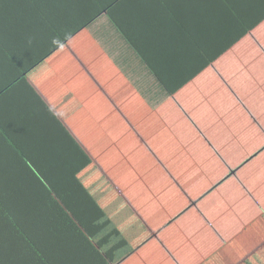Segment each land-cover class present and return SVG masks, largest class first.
<instances>
[{"label": "crops", "instance_id": "1", "mask_svg": "<svg viewBox=\"0 0 264 264\" xmlns=\"http://www.w3.org/2000/svg\"><path fill=\"white\" fill-rule=\"evenodd\" d=\"M200 1L221 24L264 14V0ZM130 2L138 9L131 35L175 59L162 55L160 23L167 9L196 0ZM230 10H241L240 19ZM255 24L180 87L172 77L190 73L192 60L178 62L188 60L184 74L161 65L173 67L168 88L102 13L4 90L0 264H259L263 199L249 191L258 207L249 217L225 199L210 203L219 179L264 150V18ZM235 116L263 135L250 139L238 124L226 140ZM227 147L235 159L225 157ZM207 152L225 166L214 179L202 176ZM160 170L173 180L165 188Z\"/></svg>", "mask_w": 264, "mask_h": 264}, {"label": "trees", "instance_id": "2", "mask_svg": "<svg viewBox=\"0 0 264 264\" xmlns=\"http://www.w3.org/2000/svg\"><path fill=\"white\" fill-rule=\"evenodd\" d=\"M185 1L189 3V0ZM201 2L196 0L190 9L174 7L165 11L166 22L160 23V34L165 36L160 42L164 49L162 55L166 53L175 58L167 60L155 50L157 43L151 42L153 40H138V36L131 35L135 28L133 24L138 23L135 19L133 23L131 17L137 14L138 9L130 6V0H0V94L16 82H25L33 68L86 30L102 13L119 26L159 82L171 88L173 79L180 87L264 18L262 14L254 21L255 16H252V20L244 22L237 15L241 10H230V18L240 20L221 24L208 18L211 11L202 7ZM181 58L192 60L190 73L182 79H171L169 72L173 67L162 69L161 65H189L187 59L178 63ZM186 70L188 67L183 68L180 74ZM174 71L178 72L179 78L178 67ZM256 260L264 264V258H257V254Z\"/></svg>", "mask_w": 264, "mask_h": 264}, {"label": "rangeland", "instance_id": "3", "mask_svg": "<svg viewBox=\"0 0 264 264\" xmlns=\"http://www.w3.org/2000/svg\"><path fill=\"white\" fill-rule=\"evenodd\" d=\"M114 52L116 56L119 55L118 50H115ZM230 124L232 127L230 128L229 135L226 138V140L229 139L230 136L233 137V134L231 132L235 131L233 127L238 124H242L246 126L245 127L246 134L250 137V139L252 138L257 139L258 137L263 135L261 130L252 132V128L254 127V125L246 117L239 116L237 119L235 116L232 119H230ZM204 151H205L204 148L199 150V152H203V153ZM235 153L236 151L234 149L227 147L225 151V157L229 159H235L237 157ZM212 155H210L207 152V155L205 156L207 158V162L205 163L204 169L202 170V176H208L209 179H214L216 176L226 171L224 169L225 166H223V164L219 161L217 156H215L214 154ZM151 172L154 177L159 179L158 170L156 171L151 170ZM227 174L224 175V177L226 178L224 179L221 178L218 180V182L221 181V183L222 182L223 183L217 188L216 191L211 193L210 203H213L214 201L217 200L225 199L226 205L230 208L231 211L240 213L242 216L245 217L254 215L258 207H255V205L253 204V201L250 198L251 193L253 194L254 197L260 200L262 198L264 201V150L256 157L254 156L248 162H245L239 168L238 172L235 175L232 176L228 174L227 176ZM183 176H185V173H183ZM171 182L173 183V180H169L167 174H165V172H162L160 170V186H163L161 188H165V185H169ZM186 182L187 184H190L195 190L201 187V182H199L198 180H194L190 183L189 180H187ZM242 186H245L247 190H244ZM134 194L136 193L134 192ZM175 194L177 195L176 202L177 201L179 202L178 200L179 195L177 192H175ZM261 230H264V227H262ZM262 233L264 234L263 231ZM256 240H263L262 235L261 238H257ZM256 253H258L257 258L258 257L264 258V249H260ZM245 255H246V251H245Z\"/></svg>", "mask_w": 264, "mask_h": 264}]
</instances>
